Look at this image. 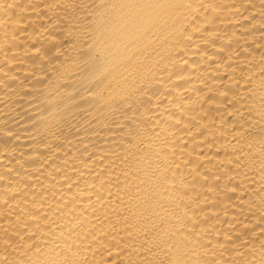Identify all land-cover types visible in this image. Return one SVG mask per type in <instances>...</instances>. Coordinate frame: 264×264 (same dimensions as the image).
<instances>
[{
	"label": "bare ground",
	"instance_id": "1",
	"mask_svg": "<svg viewBox=\"0 0 264 264\" xmlns=\"http://www.w3.org/2000/svg\"><path fill=\"white\" fill-rule=\"evenodd\" d=\"M0 264H264V0H0Z\"/></svg>",
	"mask_w": 264,
	"mask_h": 264
}]
</instances>
